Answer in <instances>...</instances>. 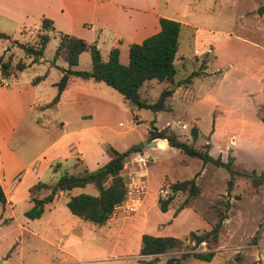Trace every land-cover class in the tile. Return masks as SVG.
<instances>
[{
	"label": "rangeland",
	"instance_id": "374dc122",
	"mask_svg": "<svg viewBox=\"0 0 264 264\" xmlns=\"http://www.w3.org/2000/svg\"><path fill=\"white\" fill-rule=\"evenodd\" d=\"M120 1L128 4L153 2ZM157 2L160 11L170 19L190 24L180 29L173 81L182 80L190 71H196L191 80L193 91H186L187 86L191 87L190 83L179 85L185 87V98L194 101L180 100L183 90H177L167 100L170 111L152 113L144 108H131L117 91L103 82L78 80L56 106L47 105L48 136L38 130L29 131L16 135L12 143L15 145L18 140H24L27 157L49 142L58 126V118L66 119L73 126L77 117L85 114L86 123L95 128V139L100 140L97 149L103 157L109 158V146L124 151L142 143L139 151L132 152L126 159L122 173L128 176L127 189L141 180L145 185L143 194L137 200L126 195L113 210L109 221L102 225L87 223L72 215L65 205L64 192H58L51 203H46L41 216L36 219H27L23 215L29 202L19 199L4 209L3 217H0V264H174L183 252L207 250L214 252L209 261L187 256L177 264H264V181L253 188L248 177L252 170L255 174L262 171L264 126L259 117L264 115V10L258 13L257 8L263 0ZM8 26L6 30H9ZM36 30L22 29L19 35L17 31H9L8 34H14L16 38H8L3 56L9 54L13 61L21 59L27 63L29 58L13 41L32 43ZM54 36L46 44L41 62L30 64L16 79L1 75L0 78H4L6 84L21 83L28 81L31 75L43 74L57 44V36ZM100 55H107L103 44ZM120 62L126 63L123 52ZM58 63L64 64L60 59ZM89 67L88 52L80 53L73 68L87 70ZM48 70L39 86L41 99L46 101L55 92L50 82L58 79L55 67ZM165 86L177 87L175 83L150 80L139 87L140 98L152 102ZM32 113L33 110L28 115ZM214 124L217 131L211 136ZM192 125L198 128L195 140L189 136ZM152 126L157 129L168 126L179 139L187 140L196 148L208 142L209 148L212 145L208 148L212 157L219 155L223 161L231 157L235 173L229 192L226 193V182L230 175L225 168L212 163L202 164L198 158L187 156L174 147L147 145V130ZM65 150L76 154L71 146L66 145ZM138 155L146 159L145 166L137 161ZM74 159L60 160L61 166L57 170L53 163L52 170L56 172H48L41 181L52 185L51 182L65 171L81 174L82 167L74 168L75 163L69 167ZM193 177L199 188L195 198H189L177 210L186 197L185 192L178 191L166 211L158 209L157 200L169 195L170 183ZM159 189L167 191L165 196ZM48 192V189H42L37 196ZM70 192L71 195L97 193L91 184L81 189L73 188ZM224 200L229 202V207L217 242L194 245L187 239L188 232L207 230L216 219L217 209H223ZM143 233L174 236L183 239V243L156 256H140L139 238Z\"/></svg>",
	"mask_w": 264,
	"mask_h": 264
},
{
	"label": "trees",
	"instance_id": "16d2710c",
	"mask_svg": "<svg viewBox=\"0 0 264 264\" xmlns=\"http://www.w3.org/2000/svg\"><path fill=\"white\" fill-rule=\"evenodd\" d=\"M263 10L264 0L263 4L257 8V12L262 13ZM158 25L159 29L155 33L143 38L138 43L128 44L126 63L120 62L118 47H111L107 52L106 58L103 59L94 43L72 34L59 32L50 63L53 64L55 59L60 58L66 63V68L59 67L61 74L57 81L53 83L55 92L48 105L53 106L57 103L68 77L75 76L80 79L103 82L117 91L131 108H144L150 110L152 113L156 111H170L171 107L166 104V99L172 94L173 88L165 86L154 101L146 102L139 96V87L143 82L149 80L168 82L170 84L175 83L177 86L181 83L191 84V80L196 76L197 72L190 71L182 80L173 81V76L176 72L173 61L178 48L180 29L184 25L177 20L166 17H159ZM53 29L52 20L43 17L36 30L34 42L21 43L14 40L13 42H15L17 47L22 50L23 54L30 61L27 63L21 59L13 61L11 55L8 54L4 57L1 54L0 75L5 78L9 76L16 78L18 73L24 70L30 63L37 62L42 57L43 50L50 39L49 33ZM0 38L8 39L9 36L0 32ZM81 52H88L89 54L90 67L87 70L73 68L77 65L78 56ZM43 76L44 74L33 77L31 83L35 84ZM259 119L264 126V115H261ZM152 122L153 120L150 121V123ZM189 136L191 140L197 138L198 128L195 125L189 128ZM147 139L148 141L165 139L168 146L177 148L187 156L198 158L202 164L212 163L225 168L230 175L226 182V193L231 189L232 175L235 173L231 167V157H228L226 161H222L219 155L212 157L208 153V142L204 143L200 148H196L191 143H188L187 140L179 139L178 135L173 133L168 126L160 129L153 126L150 127L147 130ZM157 144H162V142ZM162 145L165 147L164 144ZM136 151H139V148H135L134 146L124 151H117L109 146V158L92 171H83L80 175L63 173L56 178L52 185H48V183L43 181H36L27 188L31 205L24 210L23 215L27 219L39 218L43 212L44 204L52 202L58 192H68L72 188L84 187L86 184H91L97 191L95 195L85 192L68 195L65 205L72 215L84 222L95 225L104 224L112 214L114 208L125 200L127 186L122 175L123 165L129 155ZM248 177L249 184L253 188L258 187L264 181V143L262 147V171L255 174L252 170ZM42 189H48L49 192L41 197L37 196ZM168 190H170L169 195L157 200L158 209L162 212L167 210V205L172 196L178 191L185 192L186 197L177 207V210L181 209L189 198H195L199 194V188L194 181V177L174 181L168 185ZM4 203L5 197L0 187V204L3 205ZM222 205L223 209H217L216 219L207 230L200 233L195 231L188 232L187 239L190 242H193L194 245L201 242L205 244L210 242L215 244L217 242L221 224L226 218L229 202L224 200L222 201ZM182 243L183 239L174 236H155L143 233L139 238L138 254L140 256H156L177 248ZM213 255L214 252L212 250L183 252L180 257L174 260V264H177L180 259L187 256H192L202 261H209Z\"/></svg>",
	"mask_w": 264,
	"mask_h": 264
},
{
	"label": "crops",
	"instance_id": "0c3cea01",
	"mask_svg": "<svg viewBox=\"0 0 264 264\" xmlns=\"http://www.w3.org/2000/svg\"><path fill=\"white\" fill-rule=\"evenodd\" d=\"M43 17L52 20L54 29L49 33L50 37L57 36L59 32L72 34L94 43L99 52L102 44L106 47L107 52L111 47H118L119 60L120 54L123 52L126 62L129 43H138L143 38L155 33L159 29V17L171 18L160 11L157 0L143 4H128L120 0H0V32L5 33L9 38H16L14 34H8L9 31L14 33L17 31L19 35L22 29H37ZM177 21L184 26H190L182 20ZM6 25H9V30H6ZM56 39L58 40L57 37ZM7 40L0 38V55L6 51ZM101 57L106 58L102 55ZM58 59L60 58L55 59L53 64H48L43 73V78L35 84L31 83L32 75L28 77L26 82L17 83L18 81H15L6 85L0 84V187L5 197V203L0 204L1 218L4 209L19 199L27 200L30 206L27 188L36 181H41V178L48 172L55 173L57 168L61 166L60 160L66 161L69 157L75 158L70 162L69 167L75 163L74 168L82 167L81 172L83 173V171L96 169L108 159L103 157L102 152L97 149L100 140L95 139V128L86 123L85 114H80L77 117L78 121L73 126L66 119L58 118V126L55 127V133L49 138V142H46L27 157L25 156L27 147L23 146L25 145L24 140H18L17 144L12 145L16 135L29 133V131L38 130L41 134L48 136L50 118L45 112L49 108L47 105L54 93L48 101L42 100L39 86L45 80L48 69L52 66L58 70L59 78L61 74L59 67L66 68V63L61 59L64 64L58 63ZM41 61L42 57L37 62ZM78 80L87 81L91 79L69 76L57 103L53 107L63 100L65 93ZM55 81L50 82V85H53ZM146 82L148 81L142 84ZM184 88L177 86L173 89L172 94L177 90L178 92L183 90L180 94V100L194 101L185 98L184 94L186 91H193L192 85L190 88L187 86L186 91ZM168 98L166 104H168ZM32 110L33 113L28 115ZM216 131L214 124L210 135L213 136ZM153 141V145L162 142L165 147L168 146L165 139H153ZM66 145L73 147L76 154L67 152L65 150ZM211 147L212 145L209 149ZM95 153L101 157H97ZM221 160L223 161V159ZM53 163L55 164V171L52 170ZM63 173L74 174L68 171ZM127 174L131 175L130 172ZM145 174L147 175L146 171ZM122 175L126 183L128 176L124 173ZM43 182L47 183V181ZM75 188L81 189L82 187ZM71 190L64 192L67 198L68 195H71Z\"/></svg>",
	"mask_w": 264,
	"mask_h": 264
},
{
	"label": "built area",
	"instance_id": "2783aa9c",
	"mask_svg": "<svg viewBox=\"0 0 264 264\" xmlns=\"http://www.w3.org/2000/svg\"><path fill=\"white\" fill-rule=\"evenodd\" d=\"M0 84L1 85H6V82L4 78H0ZM137 161L141 166L146 165V159L141 157L140 155L137 156ZM145 185L143 182L140 180L138 183H135L132 187H129L126 191V195L131 197L132 200H137L139 199V196L143 194ZM159 193H161L162 196H165L166 191H163L162 189H159ZM126 197V196H125Z\"/></svg>",
	"mask_w": 264,
	"mask_h": 264
},
{
	"label": "water",
	"instance_id": "95a60500",
	"mask_svg": "<svg viewBox=\"0 0 264 264\" xmlns=\"http://www.w3.org/2000/svg\"><path fill=\"white\" fill-rule=\"evenodd\" d=\"M146 144L152 145V144H154V141L153 140L147 141ZM142 146H143L142 143H138V144L134 145L135 148H141Z\"/></svg>",
	"mask_w": 264,
	"mask_h": 264
}]
</instances>
